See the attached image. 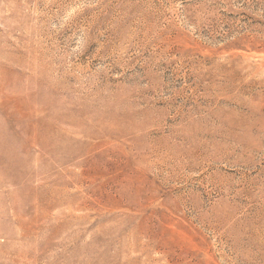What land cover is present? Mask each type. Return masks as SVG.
<instances>
[{"label":"rangeland","instance_id":"rangeland-1","mask_svg":"<svg viewBox=\"0 0 264 264\" xmlns=\"http://www.w3.org/2000/svg\"><path fill=\"white\" fill-rule=\"evenodd\" d=\"M0 264H264V0H0Z\"/></svg>","mask_w":264,"mask_h":264}]
</instances>
